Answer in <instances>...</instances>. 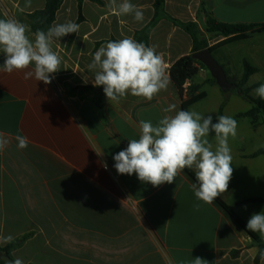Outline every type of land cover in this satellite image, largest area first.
I'll use <instances>...</instances> for the list:
<instances>
[{
	"label": "crops",
	"instance_id": "0c3cea01",
	"mask_svg": "<svg viewBox=\"0 0 264 264\" xmlns=\"http://www.w3.org/2000/svg\"><path fill=\"white\" fill-rule=\"evenodd\" d=\"M98 1L82 0L79 31L54 39L51 47L62 62L50 84L26 80L24 72H0V132L9 140L0 151V238H14L10 243L0 240V248L24 238L10 250L11 258L23 264H191L196 257L208 264H255L257 244L217 202L198 201L190 187L195 181L184 171L172 184L159 187L116 172L113 156L128 140L139 138V122L156 125L165 115L162 108L175 104L181 110L189 96L170 82L151 101L129 94L109 102L104 94L102 107L95 106L97 87L88 70L95 51L108 41L134 38L154 18L155 2L131 0L144 13L137 22L132 15L113 14L108 0ZM25 3L0 0V19H17L29 29L26 15L43 9L46 1L31 0L30 7ZM78 4L62 0L52 26L77 23ZM167 17L194 23L208 38L209 17L231 25H264V0H163L148 46L163 56L169 75L171 66L191 53L192 40ZM28 35L34 38L30 31ZM223 40L216 37L208 45ZM231 48L244 49L237 74ZM212 56L233 83L234 77H242L245 64L255 68L249 82L264 73V33L218 47ZM4 59L0 53V65ZM197 75L201 81L193 77L190 87L205 93L202 102L209 100L203 85L213 93L214 122L221 106L226 115L225 95L205 67ZM251 110L245 113L255 130L264 121L253 125ZM241 116L245 114L236 112L233 118ZM239 131L238 125L236 137L229 138L233 176L218 199L247 224L252 214L264 211V203L241 204L264 196V156L250 157L264 148L246 147ZM17 135L28 138L27 148L17 147ZM208 138L215 147L214 136Z\"/></svg>",
	"mask_w": 264,
	"mask_h": 264
},
{
	"label": "clouds",
	"instance_id": "9594fccd",
	"mask_svg": "<svg viewBox=\"0 0 264 264\" xmlns=\"http://www.w3.org/2000/svg\"><path fill=\"white\" fill-rule=\"evenodd\" d=\"M30 5L31 0H26L25 7ZM107 8L117 16L132 15L137 22L144 20L143 11L131 0H108ZM79 29L78 23L69 20L47 31L37 30L34 38H30L28 27L19 20L0 19V53L5 56L0 72H24L26 80L34 77L45 85L50 84L62 62L51 47L54 39L77 33ZM88 70L93 73V86H102L109 102H119L129 94L151 101L167 90L171 82L163 56L154 46H146L131 37L101 45ZM254 94L264 100V84L255 88ZM176 107L169 104L162 108L165 115L156 125L141 120L139 138L128 140L127 147L113 156L114 168L120 175L135 174L139 181L153 187L172 184L182 171L191 170L196 179L190 185L195 197L204 204H212L227 192L233 176L229 138L236 137L238 122L226 115L216 116L213 122L211 114L177 111ZM210 133H214L215 147L208 138ZM15 139L19 149L28 147L26 136L17 135ZM8 143L5 133L0 132V151ZM104 167L107 168L106 163ZM200 207L199 203L194 205L196 211ZM246 228L264 237V211L252 214ZM13 239L11 235L0 238L3 243ZM260 255L264 259V250ZM11 264H23V261L17 258ZM191 264L208 262L196 257Z\"/></svg>",
	"mask_w": 264,
	"mask_h": 264
},
{
	"label": "trees",
	"instance_id": "16d2710c",
	"mask_svg": "<svg viewBox=\"0 0 264 264\" xmlns=\"http://www.w3.org/2000/svg\"><path fill=\"white\" fill-rule=\"evenodd\" d=\"M46 5L43 9L34 11L28 15H26V18L28 20V26L29 31L34 34L37 30H43L47 31L50 27H52V24L55 20V14L59 7L61 6L62 0H45ZM78 1V19L77 23L82 20V16L80 13V3L82 0ZM93 2L100 3L98 0H90ZM162 7H163V0H155L154 2V18L152 21L142 30L136 32L134 34V38L137 42L143 43L146 46H148V36L150 33L151 28L155 25L156 20L158 16L162 14ZM172 24L175 26H178L181 28L184 32H186L192 40V50L191 53L187 56L181 57L178 59L170 68L169 70V77L171 82L174 84V86L177 88L180 94L183 93L182 91V85L187 79H192L195 77L199 71V68H204V66L199 63L198 61L193 59V54L208 49L209 52L213 55V52L216 48L228 45L231 43H235L238 41L245 40L249 38L251 35L256 33H264V25H231V24H225L216 21L213 18H208L207 25H206V31L205 33L208 35V38H205L203 33H201L198 29V27L194 23H183L176 19H173L171 17H167ZM216 37H223L224 40L217 43L214 46L209 47L208 41L216 38ZM115 41V40H111ZM256 72V69L253 67H250L249 65H244V72L241 77V79L235 84L233 83L229 77L226 74L228 82L234 84L236 86V92L240 95V97L251 104L252 110L254 113L258 115H262L263 121H264V100L260 99L259 97L253 98L249 94V88L244 87L245 84L248 81V78L250 75L254 74ZM226 73V72H225ZM212 79V78H211ZM212 83L215 84V81L212 79ZM87 89V88H84ZM96 96L94 98V104L97 108H101L103 105V87L99 86L95 88ZM188 99L182 103V109L187 110L190 106L196 104L199 101H202L206 96L205 93H197L196 87H189L188 89ZM223 115V108L220 107L218 111V115ZM255 117H251V122L253 125H256V122H254ZM215 122V121H214ZM212 136H214V133H210ZM263 155L264 156V149H259L250 157H257ZM184 172L189 175L195 182V175L191 170L185 169ZM215 202H217L240 226L241 228L249 235V237L257 244L259 248V252L257 254V257L255 259V264L258 263V260L260 259L261 250H264V239L259 238L255 232H250L246 228V224L235 214L233 210L228 208L223 202H221L218 197L216 198ZM250 202H260L264 203V196L259 199H253L249 201H245L241 204L250 203ZM24 238L16 240L14 243L10 244L9 246L5 248H0V254H5L10 256V250L14 247H18L22 244ZM12 259V258H11ZM13 260V259H12ZM0 264H4L0 260Z\"/></svg>",
	"mask_w": 264,
	"mask_h": 264
},
{
	"label": "rangeland",
	"instance_id": "374dc122",
	"mask_svg": "<svg viewBox=\"0 0 264 264\" xmlns=\"http://www.w3.org/2000/svg\"><path fill=\"white\" fill-rule=\"evenodd\" d=\"M228 52H229V55L233 57L235 61V67L233 69V72L237 74L238 72L241 71L238 58L241 55H243L242 53H244V49L240 50V49L231 48V50ZM201 77L202 76L200 75H196L194 77L195 82L199 83V81H201ZM240 79L241 77L239 76L234 77V80L237 82ZM237 82H234V83L236 84ZM260 84H264V73L250 79L249 82H247L244 87L249 88V91H250L249 94L252 97L256 98L258 96L254 94V89L257 88ZM201 90L208 92L209 100L206 102H202V101L199 102V104L191 108V110L197 111L201 113L202 115L211 114V110L214 105L213 103L214 95L205 85L202 86ZM223 93L225 95V98H226L225 100L227 102L226 116H231L233 118L236 112H241L245 114V116H241L238 120H236L238 122V125L240 126L239 132L241 135H243L245 139V142H246L245 146L246 147L249 146L250 148L254 147L256 149L264 148V124L260 125L258 128L253 130V128L249 124V115H246L245 113L247 110H249L251 106L247 102H245L236 91H226ZM253 115L255 117L254 120L256 123L263 121L262 115H258L256 113Z\"/></svg>",
	"mask_w": 264,
	"mask_h": 264
},
{
	"label": "water",
	"instance_id": "95a60500",
	"mask_svg": "<svg viewBox=\"0 0 264 264\" xmlns=\"http://www.w3.org/2000/svg\"><path fill=\"white\" fill-rule=\"evenodd\" d=\"M193 59L201 63L209 72L211 78L222 92L236 91V86L228 82L224 69L213 58L208 49L193 54ZM0 260L4 264H11L12 260L5 254H0Z\"/></svg>",
	"mask_w": 264,
	"mask_h": 264
},
{
	"label": "built area",
	"instance_id": "2783aa9c",
	"mask_svg": "<svg viewBox=\"0 0 264 264\" xmlns=\"http://www.w3.org/2000/svg\"><path fill=\"white\" fill-rule=\"evenodd\" d=\"M189 87H190V79H187L182 85V91L184 93L188 92Z\"/></svg>",
	"mask_w": 264,
	"mask_h": 264
}]
</instances>
